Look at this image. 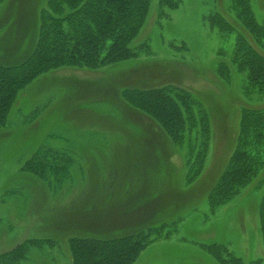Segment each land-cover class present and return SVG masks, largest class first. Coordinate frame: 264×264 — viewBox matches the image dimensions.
Instances as JSON below:
<instances>
[{
  "label": "rangeland",
  "instance_id": "374dc122",
  "mask_svg": "<svg viewBox=\"0 0 264 264\" xmlns=\"http://www.w3.org/2000/svg\"><path fill=\"white\" fill-rule=\"evenodd\" d=\"M47 1L0 0V64H17L36 45ZM179 1L174 10L152 1L130 46L136 51L147 43L149 53L98 71L61 69L24 91L0 127V257L44 240L18 264H71V237L111 239L157 229L159 237L135 264H220L203 249L212 243L246 264L264 259V171L214 214L208 205L235 149L241 110L264 107V100L250 102L242 94L244 75L229 83L216 75L220 53L229 55L237 35L246 34L228 0ZM251 6L264 25V0ZM216 14L235 27L232 34L224 37L210 25ZM165 86L189 92L210 119L208 159L191 183L188 153L196 143L176 146L156 121L120 97L125 88ZM49 149L66 159L59 182L23 171L25 161Z\"/></svg>",
  "mask_w": 264,
  "mask_h": 264
},
{
  "label": "trees",
  "instance_id": "16d2710c",
  "mask_svg": "<svg viewBox=\"0 0 264 264\" xmlns=\"http://www.w3.org/2000/svg\"><path fill=\"white\" fill-rule=\"evenodd\" d=\"M153 0H48L40 10L38 40L30 53L17 64H0V127L13 115L24 91L39 78L61 69L98 71L149 53L146 43L136 51L131 44L143 29ZM246 34H238L229 55L220 53L217 77L230 82L235 74L244 75L242 94L250 102L264 100V25L259 23L251 0H228ZM160 7L177 9L179 0H159ZM161 13L160 17H163ZM226 37L235 27L222 15L209 19ZM252 39V41L250 40ZM253 42V43H252ZM121 100L156 121L176 145L194 141L188 160L186 182L203 172L210 150L211 125L208 114L192 95L174 86L147 89L125 88ZM36 111L27 115L33 121ZM27 117H25L27 119ZM64 153L39 151L25 161L23 171L44 180L58 181L66 174ZM264 171V107L246 106L241 110L239 135L227 167L208 194L210 212L229 204ZM264 243V197L259 207ZM153 230V231H152ZM150 231V232H149ZM160 230L149 229L118 238L71 237V264H135L141 253L154 243ZM48 242L31 240L1 255V264H18L33 248ZM220 264H246L219 243L203 246ZM247 264H264V259Z\"/></svg>",
  "mask_w": 264,
  "mask_h": 264
},
{
  "label": "crops",
  "instance_id": "0c3cea01",
  "mask_svg": "<svg viewBox=\"0 0 264 264\" xmlns=\"http://www.w3.org/2000/svg\"><path fill=\"white\" fill-rule=\"evenodd\" d=\"M84 194H85V192H84Z\"/></svg>",
  "mask_w": 264,
  "mask_h": 264
}]
</instances>
